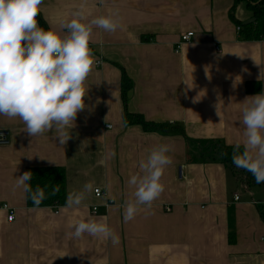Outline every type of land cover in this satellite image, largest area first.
Wrapping results in <instances>:
<instances>
[{
	"label": "crops",
	"instance_id": "obj_1",
	"mask_svg": "<svg viewBox=\"0 0 264 264\" xmlns=\"http://www.w3.org/2000/svg\"><path fill=\"white\" fill-rule=\"evenodd\" d=\"M82 2L43 0L45 24L39 25L66 34L63 24ZM86 10L89 20L118 10L122 27L115 33L93 28L95 64L69 141L59 144L53 131L30 137L19 118L0 116V130L10 138L0 144V264H264V183L246 189L224 164L190 160L194 144L184 136L126 124L122 99L125 71L132 81L129 112L181 124L194 140L242 143V109L258 93L248 86L260 84L264 91V78L258 79L264 19L257 22L245 0H86ZM238 22L258 24L262 37L245 39ZM190 31L194 36L176 52ZM160 144L172 149L165 190L125 223L123 205L134 191L127 181ZM50 166L66 170V198L93 183L81 207L69 209L66 201L29 207L25 193L14 188L28 168ZM96 188L106 196L96 197ZM3 205L15 212L12 221ZM78 218H107L120 243L72 237L70 225Z\"/></svg>",
	"mask_w": 264,
	"mask_h": 264
},
{
	"label": "clouds",
	"instance_id": "obj_2",
	"mask_svg": "<svg viewBox=\"0 0 264 264\" xmlns=\"http://www.w3.org/2000/svg\"><path fill=\"white\" fill-rule=\"evenodd\" d=\"M42 5L43 0H0V116L19 118L30 137L53 131L64 145L72 136L69 129L77 114L85 108V82L95 64L89 46L93 28L115 33L122 24L118 10L89 20L84 0L72 19L64 22L67 32L62 35L39 25ZM262 78L264 69L258 79ZM241 123L245 139L233 146L232 162L250 172L256 183H264V91L246 98ZM171 151L168 144L152 148L139 162V171L129 177L128 187L134 191L133 199L123 205L125 223L133 220L141 207L151 208L164 192L162 177L172 163ZM31 180L32 172L25 171L17 176L14 188L39 206L45 193L39 186L33 189ZM93 188L88 182L81 191L69 193L65 207H81ZM70 227V235L77 239L87 234L113 245L120 243L107 218H78Z\"/></svg>",
	"mask_w": 264,
	"mask_h": 264
},
{
	"label": "trees",
	"instance_id": "obj_3",
	"mask_svg": "<svg viewBox=\"0 0 264 264\" xmlns=\"http://www.w3.org/2000/svg\"><path fill=\"white\" fill-rule=\"evenodd\" d=\"M242 0H236L240 2ZM248 7L253 10L257 22L264 19V0H245ZM232 9V15H233ZM38 21L42 26L45 22L39 14ZM235 20V19H234ZM239 23V22H238ZM241 26V34H244L245 39L257 40L262 37V31L258 24H247ZM250 85V84H249ZM261 85L257 88L248 86L249 91L261 92ZM132 88V81L128 75L123 71L122 76V99L125 104L124 120L126 124H139L147 132H157L163 135L180 134L184 136L193 145L189 152L190 160L199 163L220 162L234 175L236 181L244 186L246 189H251L254 186L262 185L263 183H256L254 176L241 168H237L232 162L233 145H228L218 139H191L186 135L184 127L181 124H173L170 122H153L148 121L141 114H134L127 109L128 92ZM27 171L32 172V180L30 181L33 189L39 186L45 193V199L42 200L39 206H34L31 199L27 198L29 207H43V206H57L66 201V170L63 167H30ZM233 239V238H231ZM233 241V240H232Z\"/></svg>",
	"mask_w": 264,
	"mask_h": 264
},
{
	"label": "built area",
	"instance_id": "obj_4",
	"mask_svg": "<svg viewBox=\"0 0 264 264\" xmlns=\"http://www.w3.org/2000/svg\"><path fill=\"white\" fill-rule=\"evenodd\" d=\"M238 30H239V31L241 30V26H238ZM193 36H194V32H192V31L187 32V33H184V34L182 35V37H181V41L179 42V45H178V47H177V49H176V52L181 51L183 44L186 43V42H188V41H190V40L192 39ZM101 63H102V61H97V65H99V64H101ZM108 127H111V126H108ZM9 140H10V138H9V132H8L7 130H0V144H6V143L9 142ZM184 169H185V166H181L180 173H181V176H182V177H183L184 174H185ZM94 194H95L96 197H103V196H106V193H105V191H103L102 188H96V189L94 190ZM234 196H235V200H236V201L239 200V195H238V194H235ZM108 204H109V203H108ZM108 204H107V205H108ZM3 208H4V209H7V210H8V209L11 210V208H10L8 205H3ZM96 210H97L96 207H94V211H95V212H96ZM167 210H170V209L167 208ZM59 212H60V208L57 207L56 213H59ZM14 218H15V212H14L13 209H12V210L10 211V214H9L8 219L12 221Z\"/></svg>",
	"mask_w": 264,
	"mask_h": 264
},
{
	"label": "water",
	"instance_id": "obj_5",
	"mask_svg": "<svg viewBox=\"0 0 264 264\" xmlns=\"http://www.w3.org/2000/svg\"><path fill=\"white\" fill-rule=\"evenodd\" d=\"M254 20V19H253ZM253 20L249 21V23L253 22ZM249 23H246L245 25L249 24Z\"/></svg>",
	"mask_w": 264,
	"mask_h": 264
}]
</instances>
